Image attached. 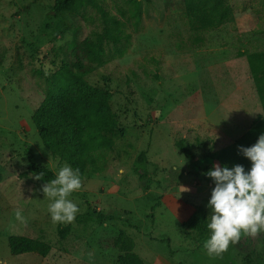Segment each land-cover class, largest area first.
Masks as SVG:
<instances>
[{
    "label": "rangeland",
    "instance_id": "374dc122",
    "mask_svg": "<svg viewBox=\"0 0 264 264\" xmlns=\"http://www.w3.org/2000/svg\"><path fill=\"white\" fill-rule=\"evenodd\" d=\"M96 1L131 34L122 57H111V47L100 42L102 22L91 6L60 20L47 18L54 0H0V264H119L124 253L114 241L121 231L145 264H246L248 254L251 264H264L262 232L209 256L203 244L210 234L201 239L181 227L199 206L210 222L215 183L204 180L175 146L185 140L199 158L208 156L209 170L214 164L225 167L216 155L264 117L246 60L264 54V0H228L232 20L200 34L189 30L180 0H170L168 8L165 0ZM135 7L136 30L130 18ZM85 39L105 51V62L85 80L111 94L114 146L102 172L86 174L70 195L79 208L74 221L54 223L45 182L34 179L33 168L56 176L65 163L42 146L32 116L50 75L76 61L71 45ZM206 118L227 129L231 139L223 141L212 124L199 123ZM141 155L144 160H138ZM183 171L197 193L180 195L177 187H167ZM17 209L26 223L16 219ZM98 212L112 219H76ZM10 236L39 240L50 252L11 256Z\"/></svg>",
    "mask_w": 264,
    "mask_h": 264
},
{
    "label": "trees",
    "instance_id": "16d2710c",
    "mask_svg": "<svg viewBox=\"0 0 264 264\" xmlns=\"http://www.w3.org/2000/svg\"><path fill=\"white\" fill-rule=\"evenodd\" d=\"M169 4L170 0H165L166 8ZM180 4L188 28L195 34L215 30L232 20V9L228 0H180ZM87 6L99 11L102 22V32L98 36L100 42L104 41L111 47L115 53L111 57H122L126 52L123 45L129 43L131 34L126 32L125 23L120 18L105 11L96 0H54L47 18L61 20L64 14H74ZM130 18L134 20V30H136L139 21L136 7L130 12ZM61 24L66 26L63 20ZM71 50L76 61L72 64L64 63L50 75L48 78L50 87L35 109L32 123L42 146L51 156L74 170L79 169L83 178L86 174L102 172L106 153L114 146L109 135L114 133L117 125L109 104L110 92L94 87L85 80L87 74L105 62L101 56L105 54L104 49L98 43L85 39L80 44L73 43ZM246 60L264 114V54L252 53L247 55ZM262 134H264V117L260 115L232 145L216 155L218 161L229 169L242 165L247 173L250 171L251 161L238 149L253 146ZM175 146L186 159L201 170L202 178L212 183L211 178L205 175L209 171L206 165L208 156L196 160L184 140L177 141ZM142 159H145L143 155L138 157V160ZM33 172L36 175L42 173L41 180L45 183L56 177L44 167H35ZM76 219L99 223L112 219V216L98 212L96 215H78ZM208 223L206 211L199 206L181 222V227L204 239L210 234ZM243 236L244 234L241 235L242 238ZM7 243L10 255L15 257L24 254L45 257L50 252L48 244L26 236H10L7 238ZM114 245L124 253L118 258L119 264H145L133 252L134 243L123 231L115 239ZM262 248L264 255V232H262ZM244 262L251 264V255H246Z\"/></svg>",
    "mask_w": 264,
    "mask_h": 264
},
{
    "label": "clouds",
    "instance_id": "9594fccd",
    "mask_svg": "<svg viewBox=\"0 0 264 264\" xmlns=\"http://www.w3.org/2000/svg\"><path fill=\"white\" fill-rule=\"evenodd\" d=\"M238 151L251 161V169L245 173L242 165L229 169L214 164L205 175L211 178L215 187L211 192L208 207L211 209L207 228L210 237L203 247L209 256H219L230 244L239 242L241 235L255 237L264 232V134L248 148ZM42 173L34 179L41 180ZM82 187L79 169L64 164L56 177L45 183L42 191L51 203L48 211L54 223H71L79 208L69 199L74 191ZM184 191L188 189L183 188ZM15 217L26 223L22 210L17 209Z\"/></svg>",
    "mask_w": 264,
    "mask_h": 264
},
{
    "label": "crops",
    "instance_id": "0c3cea01",
    "mask_svg": "<svg viewBox=\"0 0 264 264\" xmlns=\"http://www.w3.org/2000/svg\"><path fill=\"white\" fill-rule=\"evenodd\" d=\"M203 122H199V123H201V124H212L213 125V129L211 130L212 132H215V134L217 135V136H219V138L220 139H222L223 141H225L226 139H231V137H232V134H230L228 131H227V129H225L224 127H222V125L221 126H217L213 121H211V120H208L207 118L205 119V120H202ZM198 123V124H199ZM184 143L186 144V142H185V140H184ZM232 143V142H231ZM189 148V147H188ZM190 149V148H189ZM193 152V151H192ZM194 153V152H193ZM194 155H195V153H194ZM203 157H205V156H203ZM203 157H198L197 155H195V159L196 160H199V159H202ZM149 161V160H148ZM150 162V161H149ZM188 177V178H187ZM188 179L187 181L185 180V179ZM177 182V183H176ZM168 186H173V187H177L176 189H174L176 192H175V194H180V195H187V193H193V194H195V193H197V190H199L198 189V187L196 186V185H194L193 183H191V178H190V176H189V174H188V172L187 171H183L182 173H181V175H178V176H176V178L173 180V182L172 183H168V185H167V187ZM172 187V188H173ZM171 188V189H172ZM183 188H186V189H188V191H184V192H182L184 189ZM193 194H191V195H193ZM192 214V213H191ZM190 214V215H191ZM189 215V216H190Z\"/></svg>",
    "mask_w": 264,
    "mask_h": 264
}]
</instances>
